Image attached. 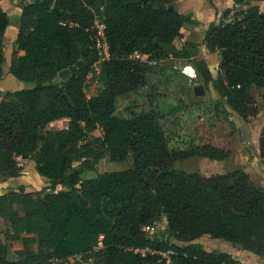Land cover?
<instances>
[{
  "label": "trees",
  "instance_id": "16d2710c",
  "mask_svg": "<svg viewBox=\"0 0 264 264\" xmlns=\"http://www.w3.org/2000/svg\"><path fill=\"white\" fill-rule=\"evenodd\" d=\"M174 1L17 0L22 16L11 72L34 87L3 95L0 175H20L18 156L35 158L38 173L51 183L36 191L21 186L0 195V216L13 234H24L25 247L23 258H11L0 231V264H48L95 249V264H242L228 253L206 251L194 243L204 235L264 256L263 182L253 183L243 169L209 177L175 169L172 161L181 157L223 160L229 152L195 143L173 149L177 135L163 128L166 114L153 95L121 115L115 113L117 97L149 85L153 66L130 58L136 50L149 53L150 60H192L197 75L205 84L214 82L221 100L240 117L259 113L250 87L264 88V12L257 6L229 8L223 17L233 14V21L216 16L210 22L205 41L212 52L222 53V73L214 80L206 61L195 58L196 43L175 45L184 37L183 26L195 20L170 8ZM254 1L259 0L234 3ZM100 6L105 8L111 59L96 77L102 85L99 93L88 97L85 81L97 60L91 8ZM9 24L0 8V79ZM65 70L69 72L62 78ZM195 105L199 100L190 102ZM62 119L69 120L66 128L53 126ZM100 127L103 135L91 140ZM259 147L264 161V134ZM106 158L131 164L94 178L70 177L75 161L81 162L82 174ZM58 186L63 188L56 191ZM163 218L168 237L144 231L145 226L156 228ZM148 246L162 253L172 250L171 263L158 253L134 251Z\"/></svg>",
  "mask_w": 264,
  "mask_h": 264
},
{
  "label": "rangeland",
  "instance_id": "374dc122",
  "mask_svg": "<svg viewBox=\"0 0 264 264\" xmlns=\"http://www.w3.org/2000/svg\"><path fill=\"white\" fill-rule=\"evenodd\" d=\"M190 0H175L174 4L177 10L185 11L184 7ZM183 4V5H182ZM250 6H257L264 12V0L254 1L250 5L240 4L236 9H246ZM186 8V7H185ZM188 15L193 16V13ZM218 20L224 22H230L234 20L233 14L228 18L223 17V13L217 17ZM185 28L196 30V37L199 38L202 35L201 24L198 22L196 25L185 24ZM179 44V40H177ZM161 63V64H160ZM158 66L149 73L148 79L153 86V92L159 100L157 105L163 111L166 116L161 121L163 128L167 131L172 130L176 133L177 137L173 140L171 146L173 149H183L190 144L204 145V144H222L225 148H229L230 152H233L239 156L238 162L234 161L222 163L211 162L208 165L197 163L196 158H178L172 161L173 167L180 172L192 173L199 169L201 166L203 169H207L209 173L215 172L223 168L226 173L235 169H243L250 176L253 183L263 182L264 184V161L257 156L253 145L247 146V152L244 156H241L242 150L239 148L240 143H248V141L257 142L259 136L264 134V88H257L255 86L250 87V93L252 95V104L258 106L259 113L255 116L240 117L234 112L225 102V100L214 99L212 96V85L214 82L205 84L201 77H199L194 71V65L192 60L186 59H174L164 62H159ZM194 69V70H193ZM186 72L189 75H186ZM220 76V75H219ZM218 76V77H219ZM61 80V77L56 79ZM203 85L205 89L204 95H197L199 99V106H190V102H194V96L192 88L189 89V85ZM102 85L97 80L92 84L85 87V91L88 95L93 96L99 93ZM147 93L137 92V94H124L120 95L116 99V115H121L125 108L141 103H146ZM187 101V102H186ZM185 105V107H184ZM66 121H60L57 124H53L56 128H64ZM253 130L250 135L247 131ZM102 130H97L91 134V140L101 136ZM95 133V134H94ZM103 135V133H102ZM246 145V144H245ZM181 152V151H180ZM80 161H75L73 171L79 170ZM131 161L125 163H114L108 158L101 160L96 164L94 170H86L81 175L82 178H94L97 174L107 171L121 170L129 166ZM200 165V166H199ZM213 168V169H211ZM63 188L58 186L57 189ZM157 235L160 238H166L169 236L168 225L166 218H163L156 226ZM3 239L8 244L11 251V258L21 259L23 254L21 251L25 248L21 240L22 235L13 234L10 226L3 227L2 230ZM198 245L206 251H215L217 247L216 242L211 238H201ZM32 248L37 250V243L32 244ZM97 251L78 255L70 260L71 264H95L97 259Z\"/></svg>",
  "mask_w": 264,
  "mask_h": 264
},
{
  "label": "crops",
  "instance_id": "0c3cea01",
  "mask_svg": "<svg viewBox=\"0 0 264 264\" xmlns=\"http://www.w3.org/2000/svg\"><path fill=\"white\" fill-rule=\"evenodd\" d=\"M34 1L35 0H29V2H34ZM180 1L182 2L183 0H180ZM172 5L175 6L174 3ZM239 5L240 4H235L234 0H190L185 6H183L185 11L181 12L180 10H178V12L183 13L185 15H188L190 12L193 13V16H191L192 19L195 20V23H193V25H196L199 22L201 24V28L203 32H202V35L199 38H197L195 36L197 32L195 29L192 30V29H189L188 27L185 28V26H183L182 32L184 34V37L176 39L174 42L175 45L178 48H182L184 44L187 42L196 43L197 49L195 51V58L206 61L214 80L218 79V76L222 73L221 72L222 53L219 51L212 52L207 46V43L205 41L207 28L210 22L213 19H215L216 16L217 17L220 16L222 13H224V11H226L229 8H238ZM0 8H2L5 12H7L9 16V20H10V24L6 30L5 38H4L5 40L4 62L2 64V77L0 79V103H1L3 99V95L7 91L32 88L34 87V83L23 82L17 79L11 72V67H12V63L14 59V51L17 48L16 40L18 37L19 29H20L22 8L18 5L17 0H0ZM236 10L238 11L239 9H236ZM187 24H190V23H187ZM177 40H179L180 42L179 44L177 43ZM170 58H173V57H170ZM167 60H169V58L158 60V61L164 62ZM152 66L155 69L158 65H152ZM148 83L149 85L147 87L140 88L138 90H135L127 94H137V92H142V93L146 92L147 98L149 95H153L156 97V95L153 92L154 88L152 84L150 83L149 79H148ZM210 83L213 84V82H210ZM195 86L196 85L192 86L191 84L188 86L189 93H190L189 89L192 88L193 90L192 96H194L193 98L194 102L199 100L198 96L196 95L194 91ZM212 90H213V93H212L213 98L216 100L219 99L220 94L218 93L214 85H212ZM147 98H146V101H147ZM137 104H141V103H137ZM62 120L64 121L67 120L69 122L68 119H62ZM60 121L61 120L55 123L57 124ZM98 130L103 131V128L100 127ZM102 133H101V136H102ZM247 133L251 135L253 133V130H251V132L248 130ZM260 137L261 136H259L256 144L255 142H253V140L248 141V143H240L239 148L242 150L241 156L245 155V153L247 152V146L250 144V145H253L257 156L260 157V147H259ZM90 138H91V135H90ZM212 146L225 149L226 151H228L229 152L228 157L223 160L210 159L204 156L194 157L196 158L197 160L196 162L198 164L201 163V164L208 165L211 162L226 164L227 162H231V161H234L235 163L239 161L238 160L239 156L233 152H230L228 147L225 148L224 145L222 144L220 145L218 143L213 144ZM36 166H37V163H36L35 158L23 159V166L21 167L20 175L12 176V177L0 175V195H4L9 192L16 191L21 186H26L27 191H36L42 188L49 187L51 183V179L46 176L40 175L36 169ZM207 169L209 168L204 167L203 169L200 166L199 169L194 172H200L205 177H209L217 173H226V171L223 168L219 170H215V172H212V173H209ZM186 172H188V170H186ZM59 190L60 189H57L56 191H59ZM5 226L8 227L9 224L0 216V231L1 232L3 230V227ZM2 236H3V233H2ZM203 237L204 238L209 237L212 240H214V242H216L217 247L215 248V250L228 253L229 255L232 256L233 259H235L236 261H239L242 264H264V256L261 257L252 251L245 250L242 247V245L238 243H232V242L226 241L224 239H219V238L214 239L210 235H204ZM201 238L195 240L194 243L198 244L201 241Z\"/></svg>",
  "mask_w": 264,
  "mask_h": 264
},
{
  "label": "built area",
  "instance_id": "2783aa9c",
  "mask_svg": "<svg viewBox=\"0 0 264 264\" xmlns=\"http://www.w3.org/2000/svg\"><path fill=\"white\" fill-rule=\"evenodd\" d=\"M91 10L93 11V14H94V23H93V26L90 28L91 40L93 41V45H94V48L97 54V60L92 66V69L87 74L86 81H85V87L98 80L96 79V77L101 74L104 64L111 59L110 43H109L108 34H107L105 8L104 6H100L96 8H91ZM62 24H66V23H62ZM130 58L138 60V61L147 62L149 65H157L159 63L158 60H150L149 53L139 51V50L134 51L130 55ZM87 96L90 97V95L88 94ZM61 121H64V120H61ZM66 122L67 123H65L64 128L68 126L69 122L67 120ZM23 159L24 158H22L21 156L17 157L18 165L20 167L23 166ZM143 229L145 232L151 235H154L156 231V228L152 226H145ZM102 239H103V235L100 238L98 247L102 246ZM134 251L136 253L142 254L143 256H145L148 253H151V254L158 253L163 258H165L166 261L169 263H171V255L174 254L172 250H169L168 252H165V253L157 252L149 246L145 248H136L134 249ZM77 256H74V257H77ZM74 257H70L67 259H52L49 261L48 264H69L70 260H72V258Z\"/></svg>",
  "mask_w": 264,
  "mask_h": 264
},
{
  "label": "water",
  "instance_id": "95a60500",
  "mask_svg": "<svg viewBox=\"0 0 264 264\" xmlns=\"http://www.w3.org/2000/svg\"><path fill=\"white\" fill-rule=\"evenodd\" d=\"M172 7H173V5H170V8H172ZM224 56H225V53H224ZM79 64H81V62H79ZM68 72H69L68 70H65V71L60 73V76L62 78H65L66 75L68 74ZM194 91H195L196 95H204L205 94V89H204L203 85H196L194 87ZM156 106H157V104H156ZM78 173H79V170H77L74 173L70 174V177L72 179H75V177L77 176ZM157 240H159V238H157Z\"/></svg>",
  "mask_w": 264,
  "mask_h": 264
}]
</instances>
